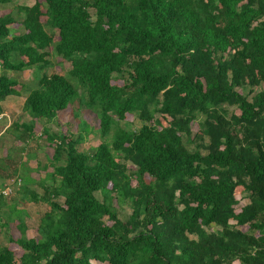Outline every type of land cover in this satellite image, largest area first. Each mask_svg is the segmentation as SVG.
<instances>
[{
	"label": "trees",
	"instance_id": "obj_1",
	"mask_svg": "<svg viewBox=\"0 0 264 264\" xmlns=\"http://www.w3.org/2000/svg\"><path fill=\"white\" fill-rule=\"evenodd\" d=\"M17 13L20 22L0 17V66L35 69L24 112L51 122L79 100L102 137L113 130V143L79 151L92 131L84 121L75 139L45 130L57 143L50 177L59 181L31 199L50 210L39 238L19 220L12 243L22 255L3 247L0 264H264V0H46L45 13L39 2ZM17 24L21 33L12 34ZM51 55L72 64L87 98L65 77L46 75ZM125 75L130 83L112 84ZM18 85L0 74V113ZM127 115L138 130L122 125ZM127 163L138 168L135 187ZM238 188L248 203L237 208ZM113 195L130 203L127 220Z\"/></svg>",
	"mask_w": 264,
	"mask_h": 264
},
{
	"label": "rangeland",
	"instance_id": "obj_2",
	"mask_svg": "<svg viewBox=\"0 0 264 264\" xmlns=\"http://www.w3.org/2000/svg\"><path fill=\"white\" fill-rule=\"evenodd\" d=\"M36 2L41 3L42 11L45 13L46 0H13L11 4L0 6V16L12 14L14 18L20 22L22 20L20 15L17 13V8L19 6L25 5L32 6ZM89 12L92 20L95 21V10L90 9ZM41 20L43 23H46L47 21L46 17L44 16ZM13 28L15 30L17 27ZM46 28L48 31H50L48 27ZM11 30L12 34L15 33L13 29ZM52 35L54 38V43H58V32H52ZM51 50L53 49L51 48ZM48 59L52 64L46 69V75L52 76L58 74L65 77L75 85V87L80 92V95H84L86 98L88 97L87 89L76 82V80L70 75L72 70L71 63L64 61L57 55H51L48 57ZM34 71L35 69H28L23 72L7 71L3 73L9 75L10 78L19 83L16 89L19 91L20 95L16 96L19 97L18 100H20V103L22 101H26L29 93L36 88ZM130 81L131 79L128 77V75H125V78L116 77L112 84L123 87L125 84L130 83ZM238 91L242 93L241 90ZM79 104V100H77L66 110L60 111L57 118L51 122L41 119H32L27 113L24 112L23 107L20 111V113L22 112V116L19 119L20 123L14 120L15 128H13V131L4 136L3 140H0V150L3 149L4 145L7 146L5 149L7 150V155L3 157L0 154V182L4 180L3 176L12 175L13 169H16L13 175L18 176L17 178L21 180V186L15 191L12 200L7 201L8 198L0 197L3 199V202H6V205L3 208H0V249L6 246L10 247L17 258L21 257L22 252L15 243H12V241H16L21 237V233L18 229L19 220L20 223L25 221L26 225L33 229L34 236L39 238L36 229L38 228L42 217L47 211L50 210L48 204L45 202H33L31 195L36 193L41 197L45 194L46 190H51L54 188V186H56L59 181V179L54 181L49 175L51 174L50 170H53L52 158L54 155V148L57 143L49 142L45 134V130L49 131L50 134L66 135L68 138L75 139L79 133H81L80 123L84 121L89 124V126L92 128V131L87 135V139L84 141V143L78 146V150L91 154L93 153L94 149L102 143H105L112 150L113 130H111L107 136L102 137L99 131L100 121L96 114L90 111L88 108L80 106ZM228 111L230 114H240V111L236 107H228ZM75 115L77 117H75ZM154 118L160 121L163 126H167L166 120H164L160 114H156ZM125 122L122 123V125H127L132 130H138L142 124L135 118L134 115H127ZM23 123H29L32 125L34 130L31 135H28V129L23 126ZM197 131H199L198 121H196L192 126V137ZM11 138H13L12 140L13 142H16V144L18 142L22 143L17 144L18 150L13 149L6 144V140ZM27 139L29 140V143L24 142ZM63 159H65V157ZM29 161L32 163L29 164ZM37 162L38 164H36ZM60 164L63 165L64 162H61ZM137 170L138 168L136 165L133 163H127V175H131V185L133 187L137 186V179L135 178L136 176H133V173ZM34 177L37 180H33L35 179ZM11 179L13 178H8V180ZM145 180L149 183L151 178L146 176ZM5 187L6 184L0 185V192L1 190H4ZM96 195L99 200H104V193L99 192ZM113 196L112 206L117 209L120 219L124 221L127 220L132 213L130 203H125L123 205L118 204L116 196ZM236 197L239 200L238 206H236L237 208L245 206L246 203H248V196L242 188H238ZM57 201L60 204L64 203V199L62 198L57 199ZM107 224L111 225L112 223L107 221ZM246 229L247 227H244L243 230L246 231ZM30 235H32V233ZM235 264L239 263L236 262Z\"/></svg>",
	"mask_w": 264,
	"mask_h": 264
},
{
	"label": "crops",
	"instance_id": "obj_3",
	"mask_svg": "<svg viewBox=\"0 0 264 264\" xmlns=\"http://www.w3.org/2000/svg\"><path fill=\"white\" fill-rule=\"evenodd\" d=\"M3 6V5H2ZM0 17H2V16H0ZM13 27H17L15 30H14V34H16V35H18V34H20L21 33V30L22 29H20L21 28V26L20 25H15V26H13ZM8 77H9V75H7ZM14 98H15V100H14ZM19 99V97L18 96H9V97H7V99L4 101V102H2L1 103V106H2V112L0 113V140H3V137L4 136H6L7 134H9V133H11L12 131H13V128H15L14 127V124H15V122H14V120L16 121V122H19V119L21 118V116H22V112L20 113V111H21V109L24 107V104H25V101H22L21 103H20V100H18ZM16 103H18V104H16ZM20 123V122H19ZM30 124L29 123H27V124H24L23 123V126L26 128V127H28ZM27 138H29V137H27ZM13 138H11V139H7L6 140V144L9 146V147H12L13 149H17L18 150V148H17V144H22L21 142H18L17 144H16V142H13V140H12ZM14 140H16V139H14ZM18 141V140H17ZM24 142H26V143H29V140L27 139L26 141H24ZM6 145H4L3 146V149H1L0 151V154L3 156V157H5L6 155H7V150H5L6 149ZM33 151H37V150H33ZM36 161V160H35ZM32 162H30L29 161V164H31ZM36 164H38V162L36 163ZM30 166V165H29ZM37 168H38V166H37ZM50 169H52V168H50ZM16 169H13V172H12V175H9V176H3V178H4V180H2L1 182H0V185H3V184H8L11 180H8V178H13V179H19V178H17L18 176H14L13 174H14V171H15ZM52 172H53V170H50V173L52 174ZM50 174V175H51ZM35 178V177H34ZM33 180H37L36 178L35 179H33ZM0 203H1V205H0V208H3L5 205H6V202H3V199L2 198H0ZM49 211H47L46 213H48ZM45 213V214H46ZM244 227H247V229H246V231L248 230V226H244ZM244 227H241L240 229L242 230V231H244L243 229H244ZM36 231H37V229H36ZM246 231H244V232H246ZM32 233V235H30ZM26 236L28 237V238H35V236H34V234H33V229L32 228H30L29 226H27V231H26Z\"/></svg>",
	"mask_w": 264,
	"mask_h": 264
},
{
	"label": "clouds",
	"instance_id": "obj_4",
	"mask_svg": "<svg viewBox=\"0 0 264 264\" xmlns=\"http://www.w3.org/2000/svg\"><path fill=\"white\" fill-rule=\"evenodd\" d=\"M33 6V5H32ZM59 57V56H58ZM61 58V57H60ZM5 71H4V68H3V66H1V71H0V74H3ZM10 78V77H9ZM12 79V78H11ZM30 126V125H29ZM28 126V127H29ZM28 127H26V129L28 128ZM53 173V172H52ZM50 175V174H49ZM21 186V180L20 179H11V181L6 185V187H5V189H8V188H12L13 189V192H12V194L11 195H13L14 194V192L17 190V188H19ZM4 189V190H5ZM4 190H1V192H0V197H4V198H6V197H9V196H11V195H9V196H4V194L2 193ZM64 206V205H63Z\"/></svg>",
	"mask_w": 264,
	"mask_h": 264
},
{
	"label": "built area",
	"instance_id": "obj_5",
	"mask_svg": "<svg viewBox=\"0 0 264 264\" xmlns=\"http://www.w3.org/2000/svg\"><path fill=\"white\" fill-rule=\"evenodd\" d=\"M0 71H1V66H0ZM12 192H13V189L8 188V189H5L2 193L4 194V196H9L12 194Z\"/></svg>",
	"mask_w": 264,
	"mask_h": 264
}]
</instances>
